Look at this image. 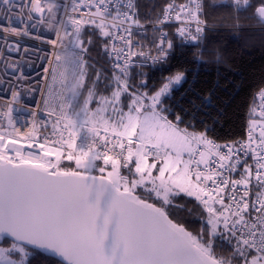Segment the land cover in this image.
<instances>
[{
    "label": "snow or ice",
    "instance_id": "1",
    "mask_svg": "<svg viewBox=\"0 0 264 264\" xmlns=\"http://www.w3.org/2000/svg\"><path fill=\"white\" fill-rule=\"evenodd\" d=\"M220 9L234 43L264 33V0H166L143 17L136 0H0L9 53L51 46L41 105L23 122L18 89L0 105V264H264V80L247 137L209 135L241 86L225 37L209 39ZM92 36L106 66L85 59ZM25 59L5 75L27 78Z\"/></svg>",
    "mask_w": 264,
    "mask_h": 264
},
{
    "label": "trees",
    "instance_id": "2",
    "mask_svg": "<svg viewBox=\"0 0 264 264\" xmlns=\"http://www.w3.org/2000/svg\"><path fill=\"white\" fill-rule=\"evenodd\" d=\"M166 0H138V12L142 17L145 15H155L160 11ZM242 22L243 21V18ZM210 22L218 25L209 35V39H216L223 35L225 37L224 44L229 49L235 65L230 79H235L237 84L241 86L237 91L226 96L223 100V117L219 122L210 124L211 129L209 135L215 142H229L241 139L245 136L248 126L249 107L256 99V92L261 80H264V33L256 28H251L242 34L238 42L232 41L231 23L228 14L223 9L217 10L210 15ZM93 43L89 46V52L85 59L89 63H95L97 68L106 66V61L102 53V44L98 36H92ZM207 59V57H205ZM176 63V60H173ZM151 78V82L155 83L159 80V73H153L150 69L145 68ZM89 76H94V70L89 69ZM196 130L202 131L199 121L195 122ZM184 201L190 198L183 196ZM188 207H192L189 204ZM193 219V218H188ZM200 222L194 220L191 229L200 230Z\"/></svg>",
    "mask_w": 264,
    "mask_h": 264
},
{
    "label": "built area",
    "instance_id": "3",
    "mask_svg": "<svg viewBox=\"0 0 264 264\" xmlns=\"http://www.w3.org/2000/svg\"><path fill=\"white\" fill-rule=\"evenodd\" d=\"M63 2V0H61ZM138 5V0H136ZM183 2V0H180ZM69 7H71V0H69ZM55 29H49V32H54ZM5 35L4 33H0V36ZM15 36H10L9 40H15ZM21 44L27 45L30 49L28 53H9L7 51V47L2 39H0V105L6 104L10 101V89L15 88L20 92V96L18 98V102L14 105L16 109H20L14 113L17 117L18 121L23 122L21 117L27 118L28 113L23 109L25 107L37 108L41 105L42 102V91L44 87V81L42 80L43 73V59L44 52L46 50H50L51 46L41 43L39 40L32 39H21ZM179 43V40H177ZM36 49H39L37 51ZM20 56H25L27 59L22 61V67L24 72L27 75V78L22 80H16L11 75H5V63H14L15 58ZM8 57H12V60H8ZM10 82V83H6ZM247 137V130L245 136L241 139H245ZM238 139V140H241ZM236 141V140H235ZM233 141L229 142H216L219 145L231 144ZM226 151V149H225Z\"/></svg>",
    "mask_w": 264,
    "mask_h": 264
}]
</instances>
